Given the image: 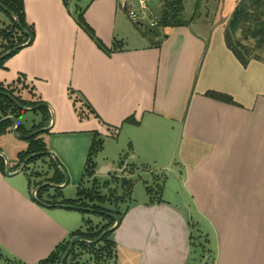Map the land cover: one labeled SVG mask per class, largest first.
<instances>
[{"label":"crops","instance_id":"obj_1","mask_svg":"<svg viewBox=\"0 0 264 264\" xmlns=\"http://www.w3.org/2000/svg\"><path fill=\"white\" fill-rule=\"evenodd\" d=\"M128 1L74 0L113 49L107 54L77 24L65 0H24L35 37L0 67V82L13 85L22 76L17 94L47 103L52 117L42 138L68 183L76 185L74 198L64 195L68 183L60 187L64 198H77L95 135L103 143L125 138L132 154L123 159L139 167L145 193L134 197L132 188L110 235L116 256L109 264H192L195 232L207 236L211 264H264V61L243 66L225 43L235 2L223 15V0H189L186 15L183 0L185 18L198 4L197 17L145 36L132 27ZM9 22L0 18V27ZM207 91L228 94L235 103ZM79 104L88 117H79ZM129 116L136 123L125 122ZM35 117L33 122L40 120ZM112 163L96 162L95 175L103 167L117 171ZM167 169L181 180L185 198L164 195L167 175L160 180L161 194L150 196L148 180ZM14 175L0 171V254L40 264L83 229L85 217L75 209L39 205Z\"/></svg>","mask_w":264,"mask_h":264},{"label":"trees","instance_id":"obj_2","mask_svg":"<svg viewBox=\"0 0 264 264\" xmlns=\"http://www.w3.org/2000/svg\"><path fill=\"white\" fill-rule=\"evenodd\" d=\"M158 1L161 4L160 15L157 18L155 24L153 26H150L147 33L144 35H157L160 27L184 26L195 18V12L189 20L185 18L183 0ZM0 4L6 8L3 9L0 6V10L6 13V15L10 19L8 28L0 27V39L2 38L8 41V45H6L4 49L0 50V56L11 50V52L5 57H0V67H3L9 57L14 55L21 48L30 45L33 42V39L35 37V30L33 25L27 22L24 0H0ZM65 4L68 5L67 0H65ZM197 7L198 4L195 7V11ZM8 11H11L13 15L9 14ZM84 11L85 8L76 7V10L72 12L75 21L101 50H103L107 54H110L113 49L108 48L100 40V38L97 37L94 29L85 20ZM136 24L139 27V24ZM21 28L25 29L29 33V35L23 32ZM239 33L242 35V38L238 37ZM224 38L227 47L233 52L235 57L241 62L243 66H247L252 59L261 60L258 55L253 54V48L250 45H247L245 41H249V39L254 40V46L256 48H260L264 45V0H239L225 26ZM19 82L23 83L22 76H19L17 82H15V84L13 85H4L0 82V135L14 128L15 123L11 118H9V116H13L19 121V125L16 127L17 134L20 136V138L26 140L28 143L27 148L17 154L18 162L13 166V168H10V170L13 171L17 167L21 166L26 158L34 154L27 161L26 166L23 170H25L29 164L43 158H49L51 167H53L51 175L44 181L39 182L36 187L44 182H50L58 185L63 184L65 181V177L62 173L64 167L60 164L57 158L47 153L49 151V148L42 138V134L49 132V130L42 131V128L49 126L52 117L49 107L47 103H45L41 99L26 100L19 94H17V83ZM73 93L74 92L70 90L73 101L77 104L79 98L74 97ZM7 94L14 97L18 103H16ZM206 95L228 103H235L233 98L225 93L207 91ZM20 105L25 108H31V111L35 115H40V120L37 122H33L30 127H27L20 118L29 110L22 108ZM85 105L89 108V113H91L95 117H98L97 113L95 112V110H93L89 103L86 102ZM77 110L80 118H86L89 116V113L85 112V110L81 109L80 107H78ZM125 122L136 123V120L132 116H129L125 119ZM102 146L103 140L97 138L95 135L87 156L85 171L83 175L84 178L92 177L96 174V163L93 162V156L98 152V150L103 148ZM4 170L5 159L2 155H0V171L4 173ZM123 184H125V186L129 188V196H131L133 181L124 180ZM48 188H52V186L47 185L37 191L36 196L38 200L36 202L39 205L45 207H58L60 204L79 206L83 208L79 209V211L83 213H93L107 220V222L98 229H78L71 234V238L74 236H80L85 240H95L99 236H101L103 232L107 231L115 224V219L111 216V214H115L119 218V221H121L122 216L126 211V208L123 212H121V210L119 209L105 208L104 206H102V203L106 201L105 197L97 193L95 194L93 190L92 192H86L84 194L81 190V186H79L77 189L76 199L64 198L60 187L54 188L55 195L52 196V199H45L43 193L47 191ZM147 191H150L149 186H147ZM82 197H84L85 200H81ZM119 202H121V198H115L116 206H118ZM84 222H87L88 224L89 220H85ZM111 233L112 232L106 233L98 242L94 244H89L84 241L76 242L70 249L67 258L64 261V264H72L69 262V258L75 253L77 247L80 249L89 250L99 261H101V257H103L105 253L109 256V258L112 256L113 259H115V243L110 239ZM71 238L65 243L59 245L55 249V251H53L46 259L42 260L40 264L54 263L55 261L60 262L62 255L70 244ZM99 243H103L105 246L99 247ZM1 257L2 255L0 254V258Z\"/></svg>","mask_w":264,"mask_h":264},{"label":"rangeland","instance_id":"obj_3","mask_svg":"<svg viewBox=\"0 0 264 264\" xmlns=\"http://www.w3.org/2000/svg\"><path fill=\"white\" fill-rule=\"evenodd\" d=\"M69 5V10H76V6L74 3V0H67ZM186 15L191 13V4L189 3V0H186ZM221 0L212 1L213 5H217ZM224 5L221 6L220 12L226 13L224 8L225 6H231L232 2H235L233 11L238 3L239 0H223ZM132 8L136 11L139 10V5L137 3V0H131ZM148 6L149 10L146 11L145 19L141 20H133L130 19V22L132 24V27L134 28L136 34H146L148 29L150 28L152 22H156L157 18L160 15L161 5L159 4L158 0H148ZM211 10H213L211 8ZM72 11V12H73ZM199 5L195 11V17L199 15ZM223 13V15H224ZM73 14V13H72ZM8 19V16L6 13L0 10V18ZM139 24V27L137 24ZM9 23H5V25L2 26V28H8ZM161 28V27H160ZM146 36V35H145ZM239 38H242V35L238 34ZM247 45H250L253 48V54L258 55L262 61H264V45L260 48H256L254 46V40L249 39V41H245ZM8 45V41L6 39H0V50L4 49L5 46ZM79 107L82 109V105L79 104ZM1 116V113H0ZM35 115L31 113H25L21 116V121L24 122L28 127H30V124L33 122L31 119H35ZM106 142L103 143V148L98 150L97 153L93 156V162L100 163L101 161L105 160L106 162H111L114 159V168H118V170H112V172H102L99 176H92V177H86L83 185L81 186V190L85 194L86 192H92V190L95 192V194H100L101 196L105 197L106 201L102 203V206L108 209H119L121 212L124 211V209L127 206V203L130 199V192L129 188L123 184L124 180H132L133 181V195L134 197H137L141 193H145V183L140 177H142L139 173V167H137L133 163H127L124 161L123 158L125 156L132 154V151L128 147L127 144H125V138L122 136L120 140L118 141L116 138L113 139L111 137H107ZM0 146L3 149V153L7 156V160L10 162V167L13 168L14 163L18 162L17 154L19 151L25 150L28 146V143L26 140L22 138H18L14 135V133H2L0 135ZM119 154L122 156L121 160L119 158ZM61 164V163H60ZM20 167V166H19ZM17 167L15 170L19 169ZM147 168H144L143 170H146ZM14 170V171H15ZM53 170V167H51V162L49 158H43L39 159L31 164H29L25 170L17 173L12 178H14L17 182L25 186L27 188L28 195L31 199L34 200L32 196V191L36 188V185L44 181L46 178H48L51 175V171ZM65 171V168H64ZM158 171V170H157ZM66 172V171H65ZM67 173V172H66ZM156 173V172H155ZM174 172L171 170H163L161 173L154 174L151 180H148V185L150 188V196L153 198H156L161 194V177L167 175V184L168 189L166 193H164L165 196L169 198H173V196L176 195V197L181 198L183 196L184 198L187 196L185 194V187H183L181 180H177L175 176L173 175ZM32 177H31V176ZM140 176V177H139ZM164 178V177H163ZM30 183V185H29ZM178 191V192H177ZM132 192V191H131ZM179 193V196L177 195ZM55 195L54 188H48L47 191L43 193V196L45 199H52V196ZM64 195L66 197H75L76 196V185L68 183V186L64 189ZM120 197L121 202H119L118 206L115 204V198ZM174 197L175 199H177ZM182 199V198H181ZM81 200H85L84 197H82ZM36 201V200H35ZM73 212H78L75 214H80V216H84L85 220H89L88 224L87 222L83 223V230H90L95 228H100L103 224L107 222L106 219L95 215L93 213H83L79 210H74ZM80 212V213H79ZM194 241V260L192 264H211L212 263V250L209 249L207 236L205 234L196 233L193 238ZM105 246L103 243H99L98 245ZM105 256V257H104ZM103 257H101V261L97 260L92 252L85 249L76 248L75 253L69 258V262L72 264H109V262L112 261L113 257L109 256L105 253ZM60 262L55 261L54 263H48V264H59ZM0 264H20L18 262H15L14 260L1 257L0 258Z\"/></svg>","mask_w":264,"mask_h":264},{"label":"water","instance_id":"obj_4","mask_svg":"<svg viewBox=\"0 0 264 264\" xmlns=\"http://www.w3.org/2000/svg\"><path fill=\"white\" fill-rule=\"evenodd\" d=\"M0 6H1L3 9H6V8H5L4 6H2L1 4H0ZM8 12H9V14L13 15V13H12L11 11H8ZM21 29H22L23 32H25L27 35H29V33H28L25 29H23V28H21ZM10 52H11V50L8 51V52H6V53H4V54H2L0 57H5V56H6L7 54H9ZM7 95H8L9 97H11L16 103H18L14 97H12V96L9 95V94H7ZM20 106H21V105H20ZM21 107L24 108V109L31 110V108H25V107H23V106H21ZM9 118H11V119L14 121V123H15V126H14V128L12 129L14 135L17 136V137H20V136L17 134V132H16V127L19 125V121H18V119L15 118V117H13V116H9ZM49 129H50V125L47 126V127L42 128V131H47V130H49ZM47 153L50 154V155H53V154L51 153V151H48ZM0 155H2V156L4 157V159H5V170H4V174L7 175V176H12V175H14V174H16V173L22 171V170L24 169V167L26 166L27 161H28V160H29L34 154H32L31 156H29L28 158H26L25 161H24V162L21 164V166L19 167V169H17L15 172H11V171H10V167H9V162H8V160H7V156H6L5 154H3L1 151H0ZM103 170H104V171H108L107 167H103ZM104 171H101V172H104ZM62 173H63V175H64V177H65V181H64L63 184L58 185V184H54V183H50V182H44V183L40 184L39 186H37V187L32 191V196H33L34 200H36V201L38 200V199H37V196H36V193H37V191H38L40 188H42V187H44V186L50 185V186H52L53 188L64 187V186L68 183V181H69V177H68L67 173H66L64 170H62ZM59 206L64 207V208L77 209V210H79V209H83L82 207H79V206L67 205V204H60ZM111 216L115 219V224H114L111 228H109L107 231L103 232V233L101 234V236H99L97 239H95V240H85V239L81 238L80 236H74V237H72L71 240H70V244H69L68 248L66 249V251L64 252V254L62 255L59 264H64V261H65V259L67 258L70 249L72 248V246H73L76 242H78V241H84V242L89 243V244H94V243L98 242V241H99V240H100V239H101L106 233H108V232H112V231H113V230L119 225V222H120V221H119V218H118L115 214H111Z\"/></svg>","mask_w":264,"mask_h":264},{"label":"built area","instance_id":"obj_5","mask_svg":"<svg viewBox=\"0 0 264 264\" xmlns=\"http://www.w3.org/2000/svg\"><path fill=\"white\" fill-rule=\"evenodd\" d=\"M137 3L139 5V10L136 11L132 8V3L128 1L127 7H128V15L133 20H141L146 15V11L149 8L148 6V0H137ZM155 22H152L151 25H154Z\"/></svg>","mask_w":264,"mask_h":264}]
</instances>
